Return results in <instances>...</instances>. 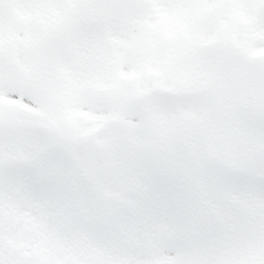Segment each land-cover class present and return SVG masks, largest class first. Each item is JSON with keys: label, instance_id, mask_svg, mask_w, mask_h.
I'll use <instances>...</instances> for the list:
<instances>
[{"label": "snow or ice", "instance_id": "snow-or-ice-1", "mask_svg": "<svg viewBox=\"0 0 264 264\" xmlns=\"http://www.w3.org/2000/svg\"><path fill=\"white\" fill-rule=\"evenodd\" d=\"M0 264H264V0H0Z\"/></svg>", "mask_w": 264, "mask_h": 264}]
</instances>
